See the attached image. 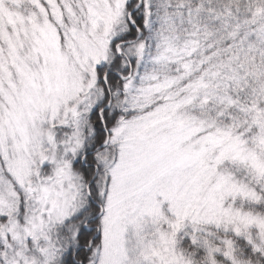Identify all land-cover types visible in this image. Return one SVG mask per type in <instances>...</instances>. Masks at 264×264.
Returning a JSON list of instances; mask_svg holds the SVG:
<instances>
[{
	"label": "snow or ice",
	"instance_id": "snow-or-ice-1",
	"mask_svg": "<svg viewBox=\"0 0 264 264\" xmlns=\"http://www.w3.org/2000/svg\"><path fill=\"white\" fill-rule=\"evenodd\" d=\"M0 264H264V0H0Z\"/></svg>",
	"mask_w": 264,
	"mask_h": 264
}]
</instances>
